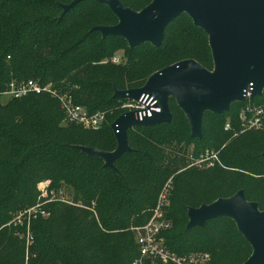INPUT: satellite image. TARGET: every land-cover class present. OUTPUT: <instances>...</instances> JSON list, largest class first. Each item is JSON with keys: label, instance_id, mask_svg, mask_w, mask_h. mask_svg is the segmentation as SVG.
<instances>
[{"label": "trees", "instance_id": "1", "mask_svg": "<svg viewBox=\"0 0 264 264\" xmlns=\"http://www.w3.org/2000/svg\"><path fill=\"white\" fill-rule=\"evenodd\" d=\"M72 1L0 0V94L9 84L34 81L68 94L89 115H103L97 130H87L64 122L59 102L48 94L0 104V264H133V230L148 222L166 186L167 247L178 255L209 254V264H243L252 248L232 220L187 229L190 209L239 191L264 211V129L240 133L242 104L222 115L206 113L201 138L193 139L169 98L171 122L128 130L131 152L114 170L79 149L115 150L111 125L128 101L113 99L114 89H140L154 73L185 60L211 71L207 36L181 15L165 29L159 48L131 49L121 38L92 31L117 24L107 6L84 0L62 14L61 6ZM118 1L134 12L152 2ZM189 150L195 157L218 152L219 164L189 167ZM44 182L49 193L69 195L71 202L46 203L38 188ZM34 208L36 216L28 213Z\"/></svg>", "mask_w": 264, "mask_h": 264}, {"label": "water", "instance_id": "2", "mask_svg": "<svg viewBox=\"0 0 264 264\" xmlns=\"http://www.w3.org/2000/svg\"><path fill=\"white\" fill-rule=\"evenodd\" d=\"M83 1L73 0L61 6L62 14ZM94 1L107 6L118 22L112 27L97 26L92 31L100 33L102 38H121L131 49L143 44L159 48L165 29L181 15H187L207 36L213 64V69L208 71L193 60L181 61L151 75L140 89H114L113 99L138 102L153 97L152 109L159 111L151 112V117L145 116L141 121L136 112L124 113L115 120L111 125L116 141L113 152L79 147L87 155L102 159L105 168L114 170V163L131 152L128 130L171 122L168 108L171 97L188 122L191 138L200 139L206 113L229 112L231 105L245 100L244 91L250 84L252 99L262 95L264 0H152L139 12L118 0ZM187 217V229L201 228L218 218L232 220L252 248L251 256L243 264H264V211L247 202L242 191L209 206L190 209Z\"/></svg>", "mask_w": 264, "mask_h": 264}, {"label": "built area", "instance_id": "3", "mask_svg": "<svg viewBox=\"0 0 264 264\" xmlns=\"http://www.w3.org/2000/svg\"><path fill=\"white\" fill-rule=\"evenodd\" d=\"M113 62H118V58H113ZM252 85L244 91L245 100L240 103L242 107L239 110L238 121L240 133L261 131L264 129V91L260 97L251 98ZM28 94H48L53 99H56L60 108L64 113L66 123H74L82 126L87 130H97L103 122V115L96 113L89 115L87 111L80 106L75 105L68 94H61L51 85L41 86L34 81H27L23 84H9L7 90L0 94V104H3V98L7 97L8 101L11 99H21ZM153 97L142 98L140 101H128L122 108L127 112H136L137 119L141 121L145 116L151 117V112H158L157 109H152L154 102ZM153 102V103H152ZM225 131H230L231 124L229 121L225 124ZM187 159L189 167L198 168H212L219 164L218 152L206 150L198 157H195L192 150L187 152ZM45 183V182H44ZM42 184V183H41ZM40 184V185H41ZM42 199H47L49 193L48 183H46V191L40 189ZM167 188L160 194L157 205L148 222L142 227L134 229L135 243L138 248V258L133 264H209V254H191L178 255L171 251L167 245L164 237L171 228V222L166 218L164 208L166 206ZM36 208L30 209L28 213L35 214ZM21 216H19L18 222ZM27 244L32 243L30 235L26 237Z\"/></svg>", "mask_w": 264, "mask_h": 264}, {"label": "rangeland", "instance_id": "4", "mask_svg": "<svg viewBox=\"0 0 264 264\" xmlns=\"http://www.w3.org/2000/svg\"><path fill=\"white\" fill-rule=\"evenodd\" d=\"M8 101V98L7 97H4L3 98V101L2 103H6ZM46 183H42L40 185V189H44L46 191ZM58 197H62L63 201L65 202H71V199H70V196L69 195H63V194H58V195H48V198L46 199L47 202L46 203H50L51 201H53L54 203H57L58 202ZM37 215V212H35V216ZM22 223V219H19ZM25 243H27V240L25 238Z\"/></svg>", "mask_w": 264, "mask_h": 264}]
</instances>
